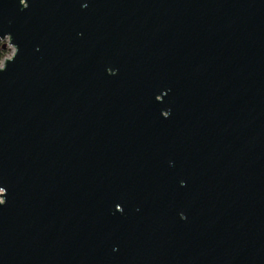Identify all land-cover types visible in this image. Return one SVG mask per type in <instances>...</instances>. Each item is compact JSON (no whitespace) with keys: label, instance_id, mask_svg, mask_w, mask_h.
<instances>
[{"label":"water","instance_id":"obj_1","mask_svg":"<svg viewBox=\"0 0 264 264\" xmlns=\"http://www.w3.org/2000/svg\"><path fill=\"white\" fill-rule=\"evenodd\" d=\"M0 264H264V0H0Z\"/></svg>","mask_w":264,"mask_h":264},{"label":"rangeland","instance_id":"obj_2","mask_svg":"<svg viewBox=\"0 0 264 264\" xmlns=\"http://www.w3.org/2000/svg\"><path fill=\"white\" fill-rule=\"evenodd\" d=\"M0 43L4 44V43H6V40H0ZM4 50H5L4 55L2 57H0V66L3 64V61L5 58H8L12 55L14 48L10 45H6Z\"/></svg>","mask_w":264,"mask_h":264},{"label":"trees","instance_id":"obj_3","mask_svg":"<svg viewBox=\"0 0 264 264\" xmlns=\"http://www.w3.org/2000/svg\"><path fill=\"white\" fill-rule=\"evenodd\" d=\"M4 48H3V44L0 43V57H2L4 55Z\"/></svg>","mask_w":264,"mask_h":264}]
</instances>
